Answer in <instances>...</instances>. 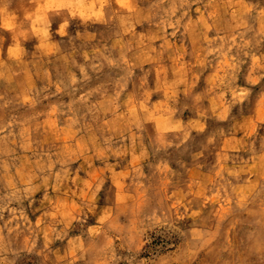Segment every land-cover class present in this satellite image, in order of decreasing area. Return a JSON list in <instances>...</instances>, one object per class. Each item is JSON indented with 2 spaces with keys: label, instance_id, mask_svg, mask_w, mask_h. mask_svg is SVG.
Instances as JSON below:
<instances>
[{
  "label": "clouds",
  "instance_id": "clouds-1",
  "mask_svg": "<svg viewBox=\"0 0 264 264\" xmlns=\"http://www.w3.org/2000/svg\"><path fill=\"white\" fill-rule=\"evenodd\" d=\"M0 264H264V0H0Z\"/></svg>",
  "mask_w": 264,
  "mask_h": 264
}]
</instances>
